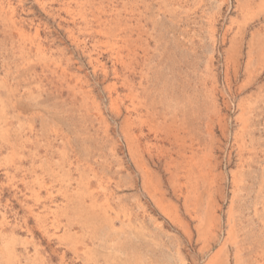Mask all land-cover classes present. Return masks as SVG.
<instances>
[{
	"label": "rangeland",
	"instance_id": "1",
	"mask_svg": "<svg viewBox=\"0 0 264 264\" xmlns=\"http://www.w3.org/2000/svg\"><path fill=\"white\" fill-rule=\"evenodd\" d=\"M0 264H264V0H0Z\"/></svg>",
	"mask_w": 264,
	"mask_h": 264
}]
</instances>
